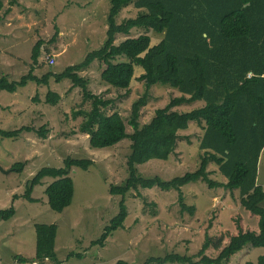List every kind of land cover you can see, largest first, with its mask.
Masks as SVG:
<instances>
[{
	"label": "rangeland",
	"instance_id": "obj_1",
	"mask_svg": "<svg viewBox=\"0 0 264 264\" xmlns=\"http://www.w3.org/2000/svg\"><path fill=\"white\" fill-rule=\"evenodd\" d=\"M2 2L0 76H9L12 81H19L29 74L32 49L40 40L46 45L35 71L38 77L49 71L60 74L69 67L81 64L88 54L100 50L106 41L109 0ZM9 9H12L11 12L6 14ZM134 15L132 9L126 10L121 19ZM16 26L18 35L12 41L10 36L13 34L9 36L5 32ZM141 34L134 32L132 36ZM150 35L158 42L163 38L157 34V38L152 33ZM125 39L119 36L117 44ZM50 56L55 59L54 66L45 64V59ZM105 68L103 63L95 62L79 75L89 82L91 95L113 101V105L105 110L106 114L120 113L128 133L132 134L129 125L132 106L145 95V86L136 80L130 94L117 93L101 80ZM50 90L61 95L59 105L47 104ZM148 95L140 113L141 126L152 120L156 110L163 109L173 98L181 96L176 89L162 85L153 87ZM92 104L91 100L85 99L83 90L74 88L68 80L60 84L51 82V89L29 84L14 95L0 92L1 130L38 129L44 125L51 129L47 140L28 133L17 140H0V166L5 171H10L17 163L25 164L23 173L4 174L0 171V212L12 206L17 211L10 221H0V264H24L20 258L26 261L25 264H117L119 261L142 264L149 257H164L170 253L196 256L207 236L214 242L223 239L225 247L240 230L259 231V219L242 210L238 192L210 189L207 184L197 182L182 189L185 204L196 208L194 215L182 212L179 192H164L159 188L132 191L126 200L129 215L124 228L110 237L104 248L92 246L119 213L122 199L112 196L110 189L112 186H124L130 177L127 161L132 143L128 139L114 148H91L89 136L80 132L84 117L74 113L90 111ZM204 105L198 102L174 110L187 112ZM203 133L202 126L191 123L189 130L180 133L178 149L171 159L138 166L139 175L145 179L160 177L163 181H170L196 172L201 165L199 144ZM67 158L94 162L88 171L72 173L75 185L72 205L62 214L50 209L45 196L50 180L35 189L32 196L39 200L38 203L27 202L23 198L26 183L43 168L63 167ZM209 171L214 181L226 183L216 165L210 164ZM258 182L264 188V151L259 163ZM14 196L20 197L15 203ZM36 224L58 226V261L36 259ZM219 253L210 248L207 255L216 258ZM71 254L76 257L69 258ZM263 255L264 248L245 250L236 255L230 264H257L258 258Z\"/></svg>",
	"mask_w": 264,
	"mask_h": 264
},
{
	"label": "trees",
	"instance_id": "obj_2",
	"mask_svg": "<svg viewBox=\"0 0 264 264\" xmlns=\"http://www.w3.org/2000/svg\"><path fill=\"white\" fill-rule=\"evenodd\" d=\"M109 3L106 41L81 64L60 74L49 71L38 77L35 71L46 45L40 40L32 49L28 75L19 81L0 76V92L13 95L29 84L51 89V82L71 81L74 88L83 90L85 99L93 102L90 111L74 113L84 117L80 132L89 136L91 148L103 150L128 139L132 142L127 161L130 177L124 186L110 189L112 196L122 199L119 213L92 246L104 248L107 240L124 228L129 215L126 200L132 191L159 188L164 192H179L182 212L194 215L196 208L185 204L182 189L202 182L210 189L238 192L242 210L259 219V231L240 230L225 247L223 239L214 242L207 236L196 256L170 253L149 257L142 264H230L245 250L264 248V188L258 182L264 151V0H109ZM3 8L0 0V11ZM131 9L135 15L121 19L123 12ZM134 32L142 34L135 37ZM151 33L155 38L156 34L163 36L162 40L155 41ZM119 36L126 39L117 44ZM95 62L106 66L101 80L117 93L130 94L136 80L144 84L145 95L132 106L129 123L132 134L128 133L120 113L106 114L113 101L91 95L89 82L80 77ZM157 85L176 89L181 96L156 110L152 120L141 126V109L147 102L148 92ZM61 100L59 93L48 92L47 104L57 106ZM198 102L205 105L187 112L174 110ZM194 122L204 131L199 144L200 168L170 181L141 177L137 167L156 160L168 162L178 149L180 133L189 130ZM24 133L47 140L51 129L48 125L38 129H0V140H17ZM93 164L91 160L67 158L61 168H43L26 183L23 198L31 204L38 203L32 196L35 189L50 180L45 190L48 205L53 212L62 214L74 200L72 173L88 171ZM210 164L218 167L226 183L211 178ZM24 168V163H17L10 172L23 173ZM19 199L14 196V203ZM15 215L16 209L12 206L0 212V221L8 222ZM58 230L54 224L35 225L37 260L58 261ZM210 248L220 251L216 258L207 255ZM72 257L76 256L71 254L69 258ZM117 264L130 263L119 261ZM257 264H264V255L258 258Z\"/></svg>",
	"mask_w": 264,
	"mask_h": 264
},
{
	"label": "crops",
	"instance_id": "obj_3",
	"mask_svg": "<svg viewBox=\"0 0 264 264\" xmlns=\"http://www.w3.org/2000/svg\"><path fill=\"white\" fill-rule=\"evenodd\" d=\"M1 1H2V0H1ZM11 10H12V9H9V10H8L9 12L7 11L6 14H9V13L11 12ZM0 12H1V11H0ZM9 16H10V15H9ZM7 17H8V16H7ZM7 17H6V18H7ZM17 27H18V26L14 27L13 29H12V28H10V29H8V30L6 29L7 31L5 32V34H7V35H9V36H10V34H13V36H10L11 39H12V41H14V37L18 35V31H17L18 28H17ZM5 34H4V35H5ZM21 136H22V135H21ZM16 213H17V211H16ZM244 254H245V253H244Z\"/></svg>",
	"mask_w": 264,
	"mask_h": 264
},
{
	"label": "built area",
	"instance_id": "obj_4",
	"mask_svg": "<svg viewBox=\"0 0 264 264\" xmlns=\"http://www.w3.org/2000/svg\"><path fill=\"white\" fill-rule=\"evenodd\" d=\"M45 64H49L51 66L55 65V59L53 56L48 57L47 59H45Z\"/></svg>",
	"mask_w": 264,
	"mask_h": 264
},
{
	"label": "water",
	"instance_id": "obj_5",
	"mask_svg": "<svg viewBox=\"0 0 264 264\" xmlns=\"http://www.w3.org/2000/svg\"><path fill=\"white\" fill-rule=\"evenodd\" d=\"M0 171H1L2 173H4V174H9V173H10V171H5L1 166H0Z\"/></svg>",
	"mask_w": 264,
	"mask_h": 264
}]
</instances>
